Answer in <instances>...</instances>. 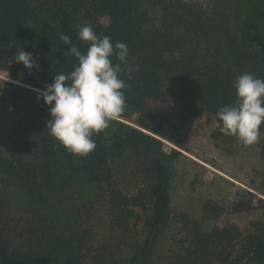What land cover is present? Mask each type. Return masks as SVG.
<instances>
[{"label": "trees", "instance_id": "obj_1", "mask_svg": "<svg viewBox=\"0 0 264 264\" xmlns=\"http://www.w3.org/2000/svg\"><path fill=\"white\" fill-rule=\"evenodd\" d=\"M211 5L187 0H0V68L21 74L26 87L44 90L58 71L73 70L78 61L59 36H69L86 52L88 45L78 39L77 28L84 22L98 36L126 43L129 63L139 68L131 79L122 74L125 112L93 135L96 148L87 157L71 154L49 134V106L42 99L16 120L13 147L0 156V264H84L86 231L62 229L50 201L54 190L81 189L92 195L90 203L108 209L115 224L143 209L144 225L125 264H155L156 249L171 226L174 161L181 153L164 150L160 129L140 121L137 128L124 120L145 113L149 102H163L168 94L181 117L207 113L215 120L220 107L235 102L239 75L251 72L264 79V0H246L244 5L215 0ZM20 48L33 55L38 68L28 70L16 62ZM7 85L13 98L33 93ZM214 136L237 140L218 127ZM126 156L135 173L149 181L132 196L117 184L115 164ZM23 197L27 205L21 211L14 203ZM204 211L200 218L181 215L186 241L169 249L158 264H264L263 221L243 230L235 225L206 228L218 212L210 205Z\"/></svg>", "mask_w": 264, "mask_h": 264}, {"label": "rangeland", "instance_id": "obj_2", "mask_svg": "<svg viewBox=\"0 0 264 264\" xmlns=\"http://www.w3.org/2000/svg\"><path fill=\"white\" fill-rule=\"evenodd\" d=\"M187 1L202 7H211L215 3V0ZM236 1L246 3V0H232L233 3ZM10 76L15 83L0 84V156L13 147L12 127L23 113L36 107L35 93H39L21 83V74L10 73ZM7 84L29 88L33 93L13 98L7 92ZM139 121L149 129L163 132V138H159L167 153L173 150L181 153L174 161L176 174L171 185V226L156 249L155 264L169 249H178L185 243L187 232L180 225L181 215L200 218L205 206L210 205L218 214L206 222V228L235 225L243 230L253 221L264 222L263 137L251 146H244L238 140L215 137L217 123L210 114L183 118L170 94L163 102H149L145 113L124 120L141 128ZM115 168L118 188L128 196L137 194L149 183L146 175L135 173L127 156L117 161ZM86 191H52L50 201L56 205L62 229L69 228L77 233L86 231L89 242L83 252L84 264H125L136 233L144 225L146 213L142 208H136L135 217L115 224L107 208L90 203L92 195ZM26 199L23 197L14 204L23 211Z\"/></svg>", "mask_w": 264, "mask_h": 264}, {"label": "clouds", "instance_id": "obj_3", "mask_svg": "<svg viewBox=\"0 0 264 264\" xmlns=\"http://www.w3.org/2000/svg\"><path fill=\"white\" fill-rule=\"evenodd\" d=\"M77 28L87 51H80L69 36L61 34L60 42L78 64L70 73L58 71L52 84L38 90L37 99L49 106V134L71 154L87 157L96 148L93 135L108 129L125 112L127 84L122 74L131 79L139 68L129 63L126 43L98 36L88 22ZM15 60L28 70L39 67L33 55L22 48L16 50ZM234 88L235 102L220 107L215 121L221 133L251 146L264 137V79L245 72L236 78Z\"/></svg>", "mask_w": 264, "mask_h": 264}, {"label": "built area", "instance_id": "obj_4", "mask_svg": "<svg viewBox=\"0 0 264 264\" xmlns=\"http://www.w3.org/2000/svg\"><path fill=\"white\" fill-rule=\"evenodd\" d=\"M2 82H7V83H15V81L12 79V77L10 76L9 72L6 71H1L0 70V84ZM25 86V85H24Z\"/></svg>", "mask_w": 264, "mask_h": 264}]
</instances>
